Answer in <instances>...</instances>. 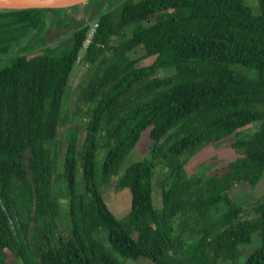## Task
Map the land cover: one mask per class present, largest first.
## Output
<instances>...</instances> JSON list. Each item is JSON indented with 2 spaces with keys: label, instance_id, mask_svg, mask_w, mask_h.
Returning a JSON list of instances; mask_svg holds the SVG:
<instances>
[{
  "label": "trees",
  "instance_id": "obj_1",
  "mask_svg": "<svg viewBox=\"0 0 264 264\" xmlns=\"http://www.w3.org/2000/svg\"><path fill=\"white\" fill-rule=\"evenodd\" d=\"M254 2L125 0L100 15L86 50L85 28L31 57L23 39L61 10L0 13V55L17 52L0 68V264H264V194L242 205L231 193L264 180V0ZM78 58L86 80L65 110ZM228 136L235 159L207 158ZM114 177L130 193L122 219L102 195ZM61 183L70 227L56 236Z\"/></svg>",
  "mask_w": 264,
  "mask_h": 264
},
{
  "label": "rangeland",
  "instance_id": "obj_2",
  "mask_svg": "<svg viewBox=\"0 0 264 264\" xmlns=\"http://www.w3.org/2000/svg\"><path fill=\"white\" fill-rule=\"evenodd\" d=\"M99 1L100 0H91L89 3L85 5L76 6L71 9H63L61 11H56L55 15L51 14L52 18H50V20H47V22L49 21H51L52 23L56 22L55 18L62 13L60 17V21L61 22L64 21L67 27L64 28L65 26L63 23H62L61 29L56 28V27L49 28L48 26H46L45 27L46 30L44 31V34L42 36L41 35L39 36L37 33H34L32 35L33 37L32 41L24 42L23 40L25 39H23L22 40L23 44L21 45V47L25 48L27 51L30 50L28 51L29 53L27 54V56L31 57L37 54L38 52H40L41 50L37 49V46L43 45L45 42V39L46 40L51 39V41L54 40L55 39L54 35L60 32H61V35L63 32L67 34L65 36V39L62 40L63 43L61 42L55 46H58L56 48L61 49V47L65 45L64 47L66 48L67 47L66 44L70 43L72 40L70 39V37H68V33H71L72 30L75 28L74 25H76L81 19L84 18L83 16L84 13H87L89 10H91L92 12H95L97 10L96 5ZM249 2L251 3V5H255L254 0L253 1L249 0ZM125 34L128 35V32H126ZM120 40H122V36L117 35L114 39V42H119ZM139 56H140L139 50H137L136 52L129 53L130 58H138ZM9 64H10V60L3 59L0 61V68H5ZM86 70H87L86 67H84L81 64H78L75 66V70L71 76V80L67 87L69 98L65 105V110L74 109L75 101H76V97L78 93V85L81 84L82 82H85L86 74H87V72H85ZM77 122H79V119H77ZM82 122H85V120H82ZM256 126H257L256 124H253L251 128L254 129L256 128ZM84 136H85V133H82L79 135V140H80V143L78 146L79 148H80V144L82 143ZM232 142H233V136H228L226 138L221 139L215 144V147H213V149H211V151H209L206 154V157L209 159L215 158V160L219 163H226V162H230L234 160L236 157V154L231 147ZM144 148L145 149L143 150H140V151L135 150L131 153L130 158L126 159L123 165L121 166L120 173H122L126 169V167H128L130 164L134 163L137 160L144 158V156L148 153V146L145 145ZM63 152H64V148L60 147L59 162H61L62 160ZM81 176L82 174H81L80 169H77L76 188H79V190H81V186H82ZM154 176L155 177L153 181V185H154L153 205L155 209H159L160 208V188H159L160 185L159 183L162 180V173L160 172V170H157ZM60 188H61V194H60L61 198H59V201L61 203L62 215H61V218L57 220V228L55 230L56 236L59 232H61V234L67 233L70 227L68 218L64 216L66 212L69 210V200H67L68 198L66 195L65 184L61 183ZM231 193L233 197L240 202V204L245 205L247 202L251 201L253 198L260 197L264 194V180L261 183H259L254 189H251L247 185H239L235 187ZM102 195H103V199L106 202L109 210L117 219H122L129 213L130 193L128 189L126 188L125 189L117 188V177H114L108 186L106 185L102 187ZM32 227L33 225L31 224V230H30V234L28 237V241L30 242H32V239H35L34 238L35 234L32 231ZM38 240L39 239L36 238V241ZM258 243H259L258 240H254L251 246L246 247L248 248V250L246 251V253H244L242 262L244 261L246 256L250 253V251L258 245ZM104 244L106 247H108L109 243L105 241ZM120 260L124 261V264H148V262L144 259L130 260V259L120 258ZM9 263L10 264H22L19 260L17 261L14 259L9 260Z\"/></svg>",
  "mask_w": 264,
  "mask_h": 264
},
{
  "label": "water",
  "instance_id": "obj_3",
  "mask_svg": "<svg viewBox=\"0 0 264 264\" xmlns=\"http://www.w3.org/2000/svg\"><path fill=\"white\" fill-rule=\"evenodd\" d=\"M91 0H0V13H7V12H13V11H24V10H45V9H71L76 6H81L85 5L86 3H89ZM116 8V6L113 8V10ZM91 9V7H90ZM95 12H92L89 10L87 13H84V18L81 19L75 26V28L72 30L70 36H74L78 31L85 29L93 24V22L98 21L99 17H92V14ZM62 14V13H61ZM57 16L56 22L52 23L51 21L47 22L46 21V26L49 28L51 27H56L61 29L62 23L64 24V28L67 27V25L63 22L60 21V17ZM70 18V17H69ZM71 19V18H70ZM45 26V27H46ZM46 30V29H45ZM67 33L63 32L61 35L60 33L55 34V39L51 41V39H45V42L43 45L37 46V49H44L46 47H53L57 43H60L63 39H65ZM34 49V48H33ZM29 52H27L28 54ZM17 56V52H13L11 54H7L5 56H1L0 58H10V57H15Z\"/></svg>",
  "mask_w": 264,
  "mask_h": 264
},
{
  "label": "flooded vegetation",
  "instance_id": "obj_4",
  "mask_svg": "<svg viewBox=\"0 0 264 264\" xmlns=\"http://www.w3.org/2000/svg\"><path fill=\"white\" fill-rule=\"evenodd\" d=\"M112 0H100L97 5H96V11L94 14H92V17L95 18V17H100L101 14H104V13H107V12H110L111 10H113V8L116 6V8L125 0H115V3H114V6H112L110 4ZM87 4V3H86ZM88 28V27H87ZM86 28V30H87ZM35 32H32L30 34V36L24 40V42H29V41H32L33 37L32 35L34 34ZM70 36V34L68 35ZM73 36L70 38L72 39ZM65 41V40H64ZM62 42V41H61ZM23 44V43H22ZM31 46V45H29Z\"/></svg>",
  "mask_w": 264,
  "mask_h": 264
},
{
  "label": "built area",
  "instance_id": "obj_5",
  "mask_svg": "<svg viewBox=\"0 0 264 264\" xmlns=\"http://www.w3.org/2000/svg\"><path fill=\"white\" fill-rule=\"evenodd\" d=\"M97 27H98V21H95V22H93V24L91 26H89L87 28V31L85 34V39L82 43V50H86V48L91 44L92 39L96 34ZM76 63H77V65L80 64V58H78ZM82 65L84 67H87V64L86 65L82 64Z\"/></svg>",
  "mask_w": 264,
  "mask_h": 264
},
{
  "label": "clouds",
  "instance_id": "obj_6",
  "mask_svg": "<svg viewBox=\"0 0 264 264\" xmlns=\"http://www.w3.org/2000/svg\"><path fill=\"white\" fill-rule=\"evenodd\" d=\"M87 31V30H86ZM86 34V33H85ZM57 45V44H56ZM82 65V64H81Z\"/></svg>",
  "mask_w": 264,
  "mask_h": 264
},
{
  "label": "crops",
  "instance_id": "obj_7",
  "mask_svg": "<svg viewBox=\"0 0 264 264\" xmlns=\"http://www.w3.org/2000/svg\"><path fill=\"white\" fill-rule=\"evenodd\" d=\"M58 44V43H57ZM21 45H22V43H21ZM55 46V45H54Z\"/></svg>",
  "mask_w": 264,
  "mask_h": 264
}]
</instances>
